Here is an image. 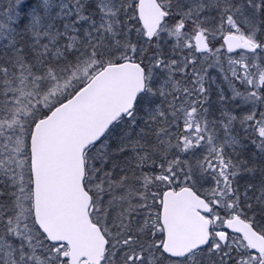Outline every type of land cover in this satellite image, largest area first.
<instances>
[{
  "label": "snow or ice",
  "instance_id": "snow-or-ice-1",
  "mask_svg": "<svg viewBox=\"0 0 264 264\" xmlns=\"http://www.w3.org/2000/svg\"><path fill=\"white\" fill-rule=\"evenodd\" d=\"M0 264H264V0H0Z\"/></svg>",
  "mask_w": 264,
  "mask_h": 264
}]
</instances>
